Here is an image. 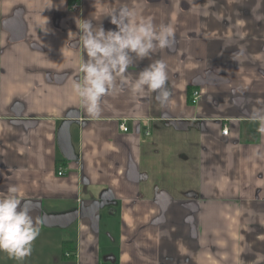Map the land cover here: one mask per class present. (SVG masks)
<instances>
[{"label": "crops", "instance_id": "crops-1", "mask_svg": "<svg viewBox=\"0 0 264 264\" xmlns=\"http://www.w3.org/2000/svg\"><path fill=\"white\" fill-rule=\"evenodd\" d=\"M125 5L174 29L125 73L164 60L169 103L125 86L92 118L72 91L87 58L77 24L116 30ZM256 112L264 0H0V198L18 185L42 221L31 255L0 251V264H264Z\"/></svg>", "mask_w": 264, "mask_h": 264}, {"label": "clouds", "instance_id": "clouds-1", "mask_svg": "<svg viewBox=\"0 0 264 264\" xmlns=\"http://www.w3.org/2000/svg\"><path fill=\"white\" fill-rule=\"evenodd\" d=\"M110 16L116 30L105 31L100 25L93 26L91 20L77 24L80 34L76 47H82L87 58L79 64V72L83 75L73 80V93L92 118L100 117L103 97L123 92L125 86L132 93L154 92L161 107H166L171 92L164 60L150 63L131 84L125 79V73L133 64V57L143 60L149 58L156 47L171 48L174 29L164 24L156 26L151 19L138 21L135 12L126 5ZM250 118L258 124V131L264 133V112L253 113ZM20 192L18 185H9L7 195L0 198V251L17 261L31 255L33 241L42 225L41 220L33 218L30 207L22 202Z\"/></svg>", "mask_w": 264, "mask_h": 264}, {"label": "built area", "instance_id": "built-area-1", "mask_svg": "<svg viewBox=\"0 0 264 264\" xmlns=\"http://www.w3.org/2000/svg\"><path fill=\"white\" fill-rule=\"evenodd\" d=\"M73 7L77 8V5H73ZM199 97H200V92L198 90H193L192 93H191V101H192V103H196L197 100L199 99ZM120 129L122 131H125V132L128 130V128L126 127V125L124 123L120 124ZM227 131H228V129L226 127H224L223 130H222V133L226 134ZM64 173H65L64 167L63 166H58L57 175H63ZM67 254H71V253L67 252Z\"/></svg>", "mask_w": 264, "mask_h": 264}, {"label": "trees", "instance_id": "trees-1", "mask_svg": "<svg viewBox=\"0 0 264 264\" xmlns=\"http://www.w3.org/2000/svg\"><path fill=\"white\" fill-rule=\"evenodd\" d=\"M191 93H192V89L189 88V90H188V99H190ZM68 245H69L68 242H64L63 243V248H64L65 251L69 250V246Z\"/></svg>", "mask_w": 264, "mask_h": 264}]
</instances>
